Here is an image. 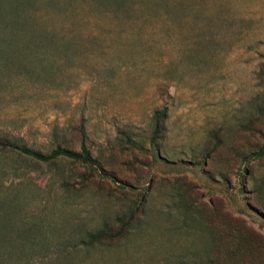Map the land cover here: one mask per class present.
I'll use <instances>...</instances> for the list:
<instances>
[{
	"label": "rangeland",
	"instance_id": "obj_1",
	"mask_svg": "<svg viewBox=\"0 0 264 264\" xmlns=\"http://www.w3.org/2000/svg\"><path fill=\"white\" fill-rule=\"evenodd\" d=\"M1 1L0 264H264V0Z\"/></svg>",
	"mask_w": 264,
	"mask_h": 264
},
{
	"label": "trees",
	"instance_id": "obj_2",
	"mask_svg": "<svg viewBox=\"0 0 264 264\" xmlns=\"http://www.w3.org/2000/svg\"><path fill=\"white\" fill-rule=\"evenodd\" d=\"M2 1L0 0V3ZM14 14L18 15V11L14 10ZM2 41H8L6 38H4ZM156 119H159L160 117L164 116V111L158 112L156 111L153 115ZM0 149L13 151L22 155L29 156L36 160L41 161H49L58 157H66L70 158L74 161H80L87 165H92V157L90 155V152L88 149L82 144L80 150H73L67 147H62L60 145L55 146L49 153H44L39 150H35L33 148H30L26 145H21L15 142V140L10 139L5 136H0ZM129 213L131 215V210H129ZM104 235V233H103ZM102 233H96L94 235H90L91 239H99L103 236Z\"/></svg>",
	"mask_w": 264,
	"mask_h": 264
}]
</instances>
